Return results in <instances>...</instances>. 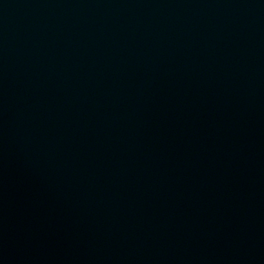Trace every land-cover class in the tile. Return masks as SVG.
<instances>
[{
	"label": "water",
	"instance_id": "obj_1",
	"mask_svg": "<svg viewBox=\"0 0 264 264\" xmlns=\"http://www.w3.org/2000/svg\"><path fill=\"white\" fill-rule=\"evenodd\" d=\"M0 264H264V0H0Z\"/></svg>",
	"mask_w": 264,
	"mask_h": 264
}]
</instances>
